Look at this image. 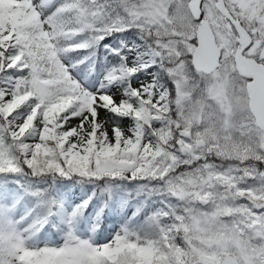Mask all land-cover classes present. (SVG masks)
I'll return each instance as SVG.
<instances>
[{
    "label": "snow or ice",
    "instance_id": "6c2138e0",
    "mask_svg": "<svg viewBox=\"0 0 264 264\" xmlns=\"http://www.w3.org/2000/svg\"><path fill=\"white\" fill-rule=\"evenodd\" d=\"M0 264H264V0H0Z\"/></svg>",
    "mask_w": 264,
    "mask_h": 264
}]
</instances>
